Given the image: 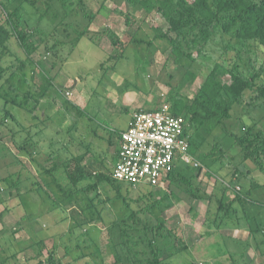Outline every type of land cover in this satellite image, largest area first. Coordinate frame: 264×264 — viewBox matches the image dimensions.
<instances>
[{
  "label": "rangeland",
  "instance_id": "obj_1",
  "mask_svg": "<svg viewBox=\"0 0 264 264\" xmlns=\"http://www.w3.org/2000/svg\"><path fill=\"white\" fill-rule=\"evenodd\" d=\"M158 1L0 0V21L18 7L28 34L25 45L24 34L12 37L6 55L16 57L0 63L7 74L17 69L4 87L15 84L10 99L22 104L0 98V264H153V253L157 264H264V205L242 197L253 181L264 183V172L246 159L264 147V46L224 32L222 18L205 42L199 27L181 35L179 55ZM234 76L250 86L221 95L230 102L222 121L190 127L199 166L180 162L176 181L156 188L98 181L110 172L109 137L129 116L107 96L142 97L145 107L178 100L188 117L208 77L232 85ZM44 86L52 153L98 160L90 167L85 156L78 182L59 165L27 171L20 125L30 123L29 94ZM258 156L264 165V152ZM260 186L250 196L264 203Z\"/></svg>",
  "mask_w": 264,
  "mask_h": 264
},
{
  "label": "trees",
  "instance_id": "obj_2",
  "mask_svg": "<svg viewBox=\"0 0 264 264\" xmlns=\"http://www.w3.org/2000/svg\"><path fill=\"white\" fill-rule=\"evenodd\" d=\"M182 2L183 0H177L178 9H180L178 12V10L175 11L177 8L175 7L174 0L158 1V8L162 9V14L169 20L170 31L176 35V38L173 39L172 52L182 55V50L179 45L180 36L190 32L194 27L201 28L199 36H201L202 41L205 42L206 40H209L213 34V29H215V26L219 25V22L221 23L220 20L222 18H228L225 23H222V29L224 32L229 33L231 31L239 40H253L264 46V0H194L193 5L188 7L181 5ZM153 7L154 6L151 8ZM83 33L84 32H81L77 38L81 37ZM22 34H24V36ZM15 35L19 38L23 36L21 41L24 45L26 44L28 34H26L21 27L18 7L15 8L12 13H8L7 19L0 21V63L5 64L13 56L16 57L12 52L6 55L10 49V40ZM1 66L4 65L0 64V98L4 99L6 104L11 103L14 107H21L22 104L17 101V99H10L9 91L10 88H16V86H14L15 84L11 83L6 90L4 87L5 81H14L18 71L17 69L11 70L9 71V74H7L9 68ZM50 80L51 79L48 78V82H50ZM249 86V81H245L238 76H234V83L232 85L223 84L220 80H217L214 77H208L192 98V103L187 110L188 117L183 114V110L186 108L185 103L178 100L173 102V113L176 115L183 114L186 117V128L191 148L189 151L191 154H193L192 149L196 144L195 135L192 133L190 127L193 125L195 127L196 124L204 123L206 121H216L217 123H220L230 108V102L226 101L224 97L221 98V95L223 93L226 95L232 93L237 94L236 91L242 92ZM41 91L40 96H48L49 91H46L45 86L41 88ZM7 115L12 117L10 112ZM239 140L243 141L242 138ZM255 148L248 152L246 159L252 160L254 165L264 172V165H262L261 159L258 156L260 152H264V147L261 146L258 149ZM85 156L87 155L80 154L79 156L66 160L62 164L63 169L67 172L69 178L73 182H78L80 180L79 177L83 170L81 163L85 159ZM177 166L168 176V185L174 183L177 179ZM200 170L201 168H198L196 171L197 173H195L194 176L198 175ZM97 178L98 181L109 182L110 185L118 190L123 185L130 186L114 179L111 176V172L108 174L99 173ZM242 197L251 203L264 205L262 201L253 199L248 192ZM239 200H242L241 197H239ZM219 201L220 207L227 208L228 205L223 203L222 200ZM153 255L155 261L153 264H157V256L155 253H153Z\"/></svg>",
  "mask_w": 264,
  "mask_h": 264
},
{
  "label": "built area",
  "instance_id": "obj_3",
  "mask_svg": "<svg viewBox=\"0 0 264 264\" xmlns=\"http://www.w3.org/2000/svg\"><path fill=\"white\" fill-rule=\"evenodd\" d=\"M186 119L172 105L140 109L120 132V146L111 176L133 187H161L180 162L199 166L191 155Z\"/></svg>",
  "mask_w": 264,
  "mask_h": 264
},
{
  "label": "crops",
  "instance_id": "obj_4",
  "mask_svg": "<svg viewBox=\"0 0 264 264\" xmlns=\"http://www.w3.org/2000/svg\"><path fill=\"white\" fill-rule=\"evenodd\" d=\"M120 92L111 93L108 97V102L110 107H114L115 109L120 108L121 112H126L128 116L127 124L125 130L128 127L129 121L131 119V116L133 113L140 109H148V108H154L157 107L155 105H151L150 107H145V100L142 97H136V100L128 98L126 95L121 96L119 94ZM30 96V97H29ZM28 104L33 101V104L31 107L28 105V108L30 109L28 112V116H30V123L27 121V126H21V130L19 132H25L26 134V155L27 160L26 163L28 165L27 171L29 174L35 173L38 175V173H47L48 169H56V166L59 165L63 168L62 164L67 160L64 154H61V150L55 153H52L51 144L52 142L49 141L50 138L46 134V130L49 127V119L47 115V104L49 97L40 95H30L29 94ZM32 97V99H30ZM122 99V100H120ZM41 113H40V112ZM32 114V115H31ZM19 121L18 119H16ZM121 129L117 132V135H110L108 140V146L106 151V156L110 158L109 164H110V172L112 170L113 165L116 162L117 159V152L120 146V132L123 131ZM64 152L66 149L64 148ZM51 154V155H50ZM91 154V153H90ZM90 156V155H89ZM86 162H90V167H94L98 160L96 156L92 155L91 158L88 156L85 159ZM252 173V172H251ZM168 184V183H165ZM260 185H264V183L260 184L255 181L251 183V189L259 188ZM250 189V190H251ZM250 190L248 191L250 195ZM224 237H230L227 232H224Z\"/></svg>",
  "mask_w": 264,
  "mask_h": 264
}]
</instances>
